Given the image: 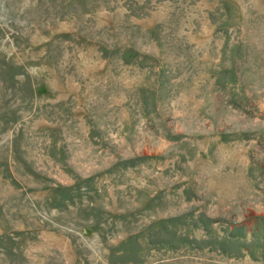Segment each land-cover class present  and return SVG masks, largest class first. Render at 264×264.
<instances>
[{"label":"rangeland","instance_id":"rangeland-1","mask_svg":"<svg viewBox=\"0 0 264 264\" xmlns=\"http://www.w3.org/2000/svg\"><path fill=\"white\" fill-rule=\"evenodd\" d=\"M0 264H264V0H0Z\"/></svg>","mask_w":264,"mask_h":264}]
</instances>
